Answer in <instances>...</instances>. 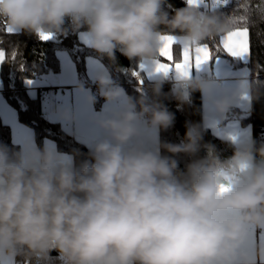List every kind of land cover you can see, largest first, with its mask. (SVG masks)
Segmentation results:
<instances>
[{
  "label": "clouds",
  "instance_id": "1",
  "mask_svg": "<svg viewBox=\"0 0 264 264\" xmlns=\"http://www.w3.org/2000/svg\"><path fill=\"white\" fill-rule=\"evenodd\" d=\"M182 2L169 15L168 0H0V32L42 40V34L71 30L112 63L119 52L150 69L160 58L162 36L174 37L172 50L182 53L239 28L264 36V3L256 8L254 0H244L236 14ZM0 53V64L23 68L19 45ZM171 71L170 93L162 92L170 71L147 77L151 103L146 91L134 101L106 71L95 72L99 96L117 107L95 113L93 123L104 135L78 163L82 154L67 157L54 145L25 142L16 149L0 143V264H264V247L250 245L254 234L264 233V140L227 136L233 154L222 158L211 144L198 156L200 124L188 125L179 144L150 135L175 120L162 95L175 98L179 108L199 91L222 123L234 106L264 95L258 77L264 66L257 63L255 74L238 78L234 87H223L213 75ZM76 91L88 105L96 102L83 83ZM57 117L76 120L68 108ZM180 153L193 157L183 170L174 158Z\"/></svg>",
  "mask_w": 264,
  "mask_h": 264
},
{
  "label": "trees",
  "instance_id": "2",
  "mask_svg": "<svg viewBox=\"0 0 264 264\" xmlns=\"http://www.w3.org/2000/svg\"><path fill=\"white\" fill-rule=\"evenodd\" d=\"M172 8H167L169 15L174 14V8L183 7L182 0H168ZM264 0H254V7H261ZM244 7V0H228L226 4L217 6L218 10L225 13H241ZM242 15L239 16V18ZM163 27V26H161ZM264 28V25H261ZM243 29V28H239ZM84 31V29H81ZM0 36L4 37V43L0 44V48H9L10 46L19 45L22 50L24 58V65L21 68L18 65H8L7 63L0 64V75L3 81V95L5 96L9 105L18 112L20 122L30 126L36 135L37 142L42 148L44 138H52L57 148L61 152H69L74 156L76 153L82 155L76 156V162L86 158L88 147L82 142L78 141L74 134L67 133L59 123L50 121L43 110L42 99L40 94L37 98H32L27 91L25 85L26 80L44 79L49 75L57 74L60 70V62L57 52L64 50L70 53L71 57L76 63L79 76L84 82L86 77V58L93 56L99 58L108 68L111 78L124 89L126 97H131L134 101L140 99L142 92H147L149 103L152 102L154 97L146 86L149 83L143 72H138L142 83L133 72H137L139 65L136 61H129L126 57L119 52L116 53V63L110 62L107 57L99 56L95 51L88 48L84 43L79 40V33H74L69 30L67 35L57 34L47 41L39 40L34 35L29 34H12L5 35L0 32ZM221 38L216 42H210L208 45L211 47L213 56L226 55L227 53L221 46ZM264 36L258 37L255 29L249 35L250 45V61L248 63L251 70V75L255 74V65L259 63L264 66ZM122 69V70H121ZM258 77L264 80V71L258 73ZM172 89V81L168 80L164 83L162 92L170 93ZM95 105L100 108L103 98L96 97ZM159 100L166 105L167 109L174 113L175 120L171 127L167 130L159 129L160 142H170L173 144L181 143L185 138L187 126L191 124H200L204 128V135L201 141V148L198 156L203 157L206 155V148L204 145H214L217 152L222 158L230 157L233 154L232 148L229 147V142L216 136L209 128L203 125V105L202 94L199 91L191 93V102L178 108V101L169 96L165 98L163 95ZM139 107V105H137ZM249 120L253 127V138L264 140V95L258 100L252 101V110ZM0 143L9 145L19 149V145L13 143L11 137V129L3 123L0 116ZM163 155H171L161 149ZM178 161L180 169L193 159V157L180 153L174 157ZM52 257H57L58 253L53 251ZM19 259V258H18ZM15 264V262H12ZM53 264H60L58 260H54Z\"/></svg>",
  "mask_w": 264,
  "mask_h": 264
},
{
  "label": "crops",
  "instance_id": "3",
  "mask_svg": "<svg viewBox=\"0 0 264 264\" xmlns=\"http://www.w3.org/2000/svg\"><path fill=\"white\" fill-rule=\"evenodd\" d=\"M79 40L85 44L84 37L81 35V33H79ZM221 46L223 47L222 42H221ZM209 48L212 53L210 46ZM172 51H173V61L169 62L166 60V58L163 57H160L159 61L163 63H171L173 66L177 62H182L183 53L180 51V49L177 48ZM191 55L193 56V63H194L195 53H191ZM57 56L60 62L59 72L57 74L49 75L44 79L26 80V81H32L31 84L25 82L28 94L32 98H37L40 94H42L43 96L42 106L43 103H46L47 105L48 103L49 104L53 103L56 112L58 111L60 106H62L63 109L65 108L71 109L76 115V120L73 123L69 124V125H75L73 126L74 130L72 131V133L74 134V136L78 141L88 146L97 138L104 135L103 131L93 123V120L96 115L95 113L104 110L105 115H107L111 111L115 110L117 105L116 104L106 105L105 100H103V102L100 105V108L97 107L95 108L96 106L95 103L93 105H88L83 95L76 91V88L78 84L83 83L85 88L89 91L90 94L95 95L96 97H100L98 92V87L93 82L91 77L97 71H106L110 76L111 74L108 68L99 58L88 56L85 61L86 77H85V81L83 82L79 76L76 63L71 57L70 53L64 50H60L57 52ZM216 57L218 59H216ZM249 61H250V45H249V54L244 58L232 57L228 53L226 55L213 56L212 53V60L205 65H201L199 70L193 67L190 72V75L191 76L213 75L218 80L222 81L223 87H228V84H230L231 82H236L237 79L240 77L252 76L251 70L248 65ZM137 72H143L146 78L149 76V68L141 70L139 65ZM170 74H172V76H170ZM175 75H176L175 71H170L168 80L173 82V78L175 77ZM202 105H203V125L209 128L216 136L225 139V137L227 136L242 137L246 134L244 132L247 130H245L244 132L243 131L233 132V129L231 127H228V125H236L237 119L249 117L252 110V102L248 105V107H250V111L248 115L243 114L244 110L241 109L242 106H240V104H237L236 106L233 107V109L229 113H227L224 116L222 123L216 122L215 115L212 113V110L210 109L207 102H205L203 96H202ZM49 115L47 116L50 121L59 123L62 127L63 123L62 121H60V119L53 120L51 119L52 115L50 116ZM0 116L2 118L3 123L9 126L11 129V137L13 143L21 146L25 142H31L39 146L36 139L35 131L30 126L20 122L18 112L9 105L5 96L3 95V81H2V87H0ZM64 128L63 130H65ZM67 133H71L70 130ZM150 135L154 140L160 142L159 129L153 130L150 133ZM251 136L253 137V127L251 129ZM262 236H264V233L254 234V244L250 242V245L252 247H256V246L264 247V243H262L261 241ZM257 264H260L259 260L257 261Z\"/></svg>",
  "mask_w": 264,
  "mask_h": 264
},
{
  "label": "snow or ice",
  "instance_id": "4",
  "mask_svg": "<svg viewBox=\"0 0 264 264\" xmlns=\"http://www.w3.org/2000/svg\"><path fill=\"white\" fill-rule=\"evenodd\" d=\"M228 0H211V7L213 10L217 9V6L220 4H226ZM189 4H202L205 8L209 7V3L207 0H188ZM241 21L244 20V17L239 18ZM10 31V29H9ZM249 33L247 28L243 29H237L234 32H231L227 35V37L222 39V44L224 50L232 57L236 58H244L249 54V41H248ZM51 34H42L41 39L42 40H49L51 39ZM161 39L164 41L163 46L160 49V57L166 58L167 61L171 62L173 61V45L175 43V38L172 36H162ZM3 60V54L0 53V61ZM212 60V53L210 51V48L208 45H203L195 50V56H194V63H193V56L191 55V52L188 50H185L183 52V59L182 62H177L174 64V66L171 63H163L159 60L155 62V68L150 69L149 68V75L152 74V71L154 70L157 73H164L167 74L169 71H171L173 68L180 73L181 75L188 76L190 75V72L193 67H195L197 70H199L201 65H205L209 63V61ZM147 67L144 64L140 65V69L144 70ZM133 76H136L138 80L142 83V79L139 76L138 72H133ZM26 83L31 84L32 81H26ZM231 139L235 140V136H231ZM222 191L226 190L224 186H222ZM262 243H264V236L261 237ZM252 244H254V236L251 239ZM251 251V247H250ZM254 255V251L252 252Z\"/></svg>",
  "mask_w": 264,
  "mask_h": 264
},
{
  "label": "rangeland",
  "instance_id": "5",
  "mask_svg": "<svg viewBox=\"0 0 264 264\" xmlns=\"http://www.w3.org/2000/svg\"><path fill=\"white\" fill-rule=\"evenodd\" d=\"M248 41H249V38H248ZM221 42H222V38H221ZM216 59H218V58L216 57ZM235 84H236V82H231L230 84H228V87H234ZM0 87H2V78H1V75H0ZM240 106H242L241 109L244 110L243 111L244 112L243 114L248 115L249 114V111H250V107L244 106V105H241V104H240ZM95 108H96V106H95ZM62 109H63V107L60 106L58 110H62ZM43 110H44V113H45V115H46L47 118H48L47 115H49L50 112H51V114H50V115H52L51 116V119H53V120H59L58 117H57V112H56V110L54 108V104L53 103L52 104L51 103L50 104L48 103V105L46 103H43ZM60 121H62V120H60ZM62 123L65 124V125L62 124V127L64 128L66 126L64 129L67 132L70 130V132L72 133V131L74 130L73 129V126H75V125H69L70 123H67V122H64V121H62ZM228 127H231L233 129V132H239V131H243L244 132L245 130H247V131L244 132L246 134L244 136H242V137H245L246 138L249 134L251 135L252 123L249 120H245V118L237 119L236 120V125H228ZM53 141L54 140L52 138H49V137L44 138L43 139V143H42V147L45 144H48V143H50L51 145H54L56 147V144H54L56 142H53ZM56 149H57V147H56ZM62 154H64L67 157H71L72 156V154L71 153H68V152H64Z\"/></svg>",
  "mask_w": 264,
  "mask_h": 264
},
{
  "label": "built area",
  "instance_id": "6",
  "mask_svg": "<svg viewBox=\"0 0 264 264\" xmlns=\"http://www.w3.org/2000/svg\"><path fill=\"white\" fill-rule=\"evenodd\" d=\"M207 2H208L209 4H211V0H207ZM170 76H172V74H170Z\"/></svg>",
  "mask_w": 264,
  "mask_h": 264
}]
</instances>
